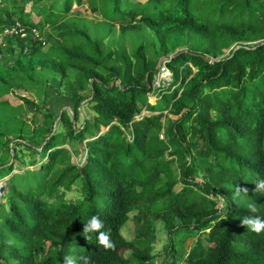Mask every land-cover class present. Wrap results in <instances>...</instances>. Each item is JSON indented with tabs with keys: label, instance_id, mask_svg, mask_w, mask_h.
Wrapping results in <instances>:
<instances>
[{
	"label": "trees",
	"instance_id": "trees-1",
	"mask_svg": "<svg viewBox=\"0 0 264 264\" xmlns=\"http://www.w3.org/2000/svg\"><path fill=\"white\" fill-rule=\"evenodd\" d=\"M0 1V264H150L158 221L197 235L182 264H264V231L240 224L264 218V0ZM52 77L73 103L56 125ZM17 91L34 99L2 101Z\"/></svg>",
	"mask_w": 264,
	"mask_h": 264
},
{
	"label": "rangeland",
	"instance_id": "rangeland-1",
	"mask_svg": "<svg viewBox=\"0 0 264 264\" xmlns=\"http://www.w3.org/2000/svg\"><path fill=\"white\" fill-rule=\"evenodd\" d=\"M17 3L20 5H22L23 3L25 4L24 0H17ZM0 7L3 8L4 10H6L7 5L5 4H1L0 1ZM30 10V5L28 6V12ZM90 9L88 8V5L84 6V7H77L74 6L73 12L72 14L78 15L79 17H85L87 20L92 21L94 23H98L100 19H96L95 16H93L92 14L89 13ZM13 31H11L10 33H13ZM9 32L7 31L6 34H8ZM37 35H39V33L37 32ZM48 46L47 43L46 45L44 44V47ZM229 51L226 52V56L229 55ZM3 75L5 76V78L9 77V74L7 72V70H3ZM52 81H50V89H49V103L46 104V108L47 110H49V112L54 116V124L56 125L59 122V119L61 117L62 112L64 111H70L72 112L73 110V103L71 102V100L65 98L62 93H61V86H60V82L56 77H52ZM172 80L171 78V74L164 78L163 75H159L158 81L156 82V88H160V87H167L168 83ZM23 98L26 99H34V97H32L30 94L23 92V91H17L14 94L11 95H4L2 97V101L5 100H9L13 105H22L23 103ZM158 98L155 95H149L148 97V102L150 104H157L158 103ZM29 110L31 111V113H35L34 110H32L31 107H29ZM84 111L85 113L83 114V116L89 115V112L87 107H84ZM165 114L167 115V112H165ZM168 117H170L173 120H176L177 118L172 116L171 114L168 113L167 115ZM90 117H91V112H90ZM43 123V118L41 116V114H39V125H41ZM78 127L82 126V120L79 121V123L77 124ZM36 129L34 127L31 128H27L24 132L17 134L19 137L24 135L25 138H30L35 134ZM1 131V130H0ZM16 134L12 133L8 135V139L14 140ZM20 139L18 138V141H16L17 143L21 142L19 141ZM14 147L13 145H11V148ZM80 150L82 151V153L80 155H75L73 157V162L76 164H80L82 165L86 158L84 156V148L80 147ZM0 164H4V160L2 158V156L0 155ZM8 165V164H7ZM6 165V166H7ZM173 171L175 173H179V170L177 168L176 165H174L173 167ZM7 178L0 180V204L1 203H5V199L2 197L4 193H6L7 191ZM156 228H157V242L154 245L153 248V256H154V260L153 262H151L150 264H171L172 259H176L177 264H182L183 263V259L186 256V254L191 250V248L193 247L196 239H197V235L193 234L192 236H190L188 233L184 232V233H179L177 234L176 237H174L172 240H170L166 230H165V226L162 222L158 221L156 223ZM136 229H137V225L133 220V216L131 218V220L128 222L125 230H123V236L131 241L135 238V234H136ZM171 243H173L174 245V251L172 252V255L169 257L168 256V249L171 245ZM76 255V253H73V258L70 260V264H74L75 263V258L74 256ZM126 256L129 257L131 256V253L128 252L126 253Z\"/></svg>",
	"mask_w": 264,
	"mask_h": 264
},
{
	"label": "clouds",
	"instance_id": "clouds-1",
	"mask_svg": "<svg viewBox=\"0 0 264 264\" xmlns=\"http://www.w3.org/2000/svg\"><path fill=\"white\" fill-rule=\"evenodd\" d=\"M254 190L264 192V180L256 182V187ZM241 191L247 193L248 189L238 188L236 191V195H240ZM248 207L252 213L256 212V207L254 204H250ZM240 224L242 227H247L249 230L257 234L264 231V218H261L259 216H245L240 220ZM102 228L103 222L98 219L97 216H92L91 219L84 225L83 232L85 236H87L88 233L92 231H99ZM98 241L99 244L102 245L105 249L113 247V244L110 241V234L107 232L99 231Z\"/></svg>",
	"mask_w": 264,
	"mask_h": 264
},
{
	"label": "water",
	"instance_id": "water-1",
	"mask_svg": "<svg viewBox=\"0 0 264 264\" xmlns=\"http://www.w3.org/2000/svg\"><path fill=\"white\" fill-rule=\"evenodd\" d=\"M174 58H175V56H173V57H171V58H168V57H162V58L160 59L158 65H157V67H156V71L161 70V68L163 67V65H164L166 62H168V61H170V60H172V59H174ZM204 59H205L206 62H211V59H209V58L204 57Z\"/></svg>",
	"mask_w": 264,
	"mask_h": 264
},
{
	"label": "built area",
	"instance_id": "built-area-1",
	"mask_svg": "<svg viewBox=\"0 0 264 264\" xmlns=\"http://www.w3.org/2000/svg\"><path fill=\"white\" fill-rule=\"evenodd\" d=\"M161 75H163V77L166 78L170 75V73L165 68H162L160 71V76Z\"/></svg>",
	"mask_w": 264,
	"mask_h": 264
}]
</instances>
